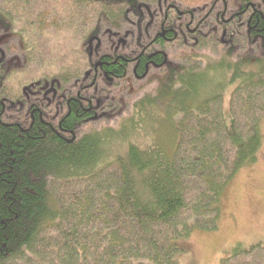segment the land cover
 Segmentation results:
<instances>
[{
    "label": "trees",
    "instance_id": "trees-1",
    "mask_svg": "<svg viewBox=\"0 0 264 264\" xmlns=\"http://www.w3.org/2000/svg\"><path fill=\"white\" fill-rule=\"evenodd\" d=\"M232 4L227 20L221 0L195 8L205 18L190 36L187 26H172L173 7L194 10L177 0H0L1 35L16 38L24 54L18 75L0 63V264H174L194 231L219 229L224 193L264 144V0ZM132 17L151 41L128 54L141 58L140 74L168 60L170 46L184 47L183 34L194 51L164 65L156 96L134 104L136 118L84 131L90 114L78 103L61 124L3 120L10 91L24 102L25 89L89 84L99 58L119 55L115 41ZM104 39L111 52L100 50ZM225 75L238 83L231 131L213 88ZM155 108L171 123V151L135 140ZM221 264H264V242L236 248Z\"/></svg>",
    "mask_w": 264,
    "mask_h": 264
},
{
    "label": "rangeland",
    "instance_id": "rangeland-1",
    "mask_svg": "<svg viewBox=\"0 0 264 264\" xmlns=\"http://www.w3.org/2000/svg\"><path fill=\"white\" fill-rule=\"evenodd\" d=\"M177 1L182 7H189L194 10H189L185 13L175 7L173 12H175L176 17L178 16V20H175L172 26L180 28L181 25H185L187 26L189 35L192 36V31H196L201 27L206 12L205 9L199 12L195 8H202L204 2H209L211 0ZM216 4L217 3L214 4V7ZM221 4L224 6V11L226 10L224 13H228L227 17L224 16L226 20L230 18L234 11H237L232 4V0H221ZM164 17L167 20L168 14ZM176 17L174 18L176 19ZM135 23L136 19L132 17L131 24L126 25L127 27L120 33L121 38L119 40H123L126 43L124 46L122 44L120 47L121 55L127 56L128 54L137 53L138 41L141 39L143 42L145 40L146 42H151L149 41L150 37L148 38L145 35L144 38L138 33L139 31L137 32ZM182 39L184 47H178V45L176 46L174 44L170 46L169 50L165 53L168 57L167 61L172 65L178 63L177 59L180 58V55L189 56L194 52L192 48H189L191 42L188 35L183 34ZM104 40V44H102L100 50L102 53L111 52V44L106 39ZM204 53H209V51L205 50ZM127 57L133 58L129 55ZM1 62L4 64L7 71L18 75V73H21L24 54L20 42L16 38L1 35L0 32V63ZM163 70L164 67L160 69L150 68L146 78L138 82H136L132 76L127 77L125 79V86H122L126 87L125 91L92 90L87 92L86 95L88 97L90 96L92 107L97 109L95 112L97 118L90 122H85L83 124V130L87 131L92 128L103 129L108 127L117 128L130 119L136 118L134 104L144 98L156 96ZM17 75H12V78L10 77L8 80L10 86H13L14 78L17 77ZM229 81L230 76L225 75L222 80L220 78L218 82L215 80L213 88L215 91L222 92L224 121L227 129L231 131L233 129V118L231 114L232 94L238 83L231 84ZM72 87V91L65 92L76 93L75 87L73 85ZM76 88L77 90L79 89L78 87ZM100 88H104L103 82H101ZM25 91H30V89H25ZM10 92L15 95V97L9 102L16 101L19 98L16 97L20 94H14L17 91ZM22 97H24V95ZM98 103L99 106L97 105ZM7 106L10 108L14 107L11 106V103H7ZM19 115V111L16 109L10 110L7 114L13 121L22 120L26 122L25 118L30 117V113H26L25 115L23 113L21 117ZM54 115L55 113L49 114V116H46V120L53 121L57 124L58 121L55 119ZM137 120L140 121L139 116ZM147 120L150 121H146L147 123L143 124L145 131H139L138 135L135 136V140L144 143L157 141L158 143L164 144L168 151H171L169 145L173 133L172 131L170 132L168 127L171 123H169V121L165 122L166 118L164 117L162 109L155 108L153 113L147 116ZM139 124L141 123L139 122L137 125ZM262 127L264 132V123ZM220 212L221 220L219 229L215 232L194 231L188 240L182 241L181 246L183 252L179 253L174 258V264H221L222 260L229 257L236 248L249 250L264 242V144L258 155L257 162L246 169L244 168L229 185L223 195Z\"/></svg>",
    "mask_w": 264,
    "mask_h": 264
},
{
    "label": "flooded vegetation",
    "instance_id": "flooded-vegetation-1",
    "mask_svg": "<svg viewBox=\"0 0 264 264\" xmlns=\"http://www.w3.org/2000/svg\"><path fill=\"white\" fill-rule=\"evenodd\" d=\"M175 10V7H174ZM172 10V11H174ZM167 13V12H166ZM165 13V14H166ZM164 25L162 26V28ZM195 31H192V34L194 35ZM161 37H165V29H162V32L159 34ZM226 37V32L223 34V38ZM223 42L225 40L223 39ZM122 44H120V40L115 41L114 46V52L119 55L115 56H105L99 58L98 62L94 66V72L87 76L89 78L90 84H87L83 88H80L77 90V83L74 85L76 93H71V95H68L67 92L62 91H25L24 94L25 101L21 102H9L11 103V106L13 108L8 107L6 104V99H4L3 104V120L8 124H18L19 122H22V120L13 121L11 120L7 114L10 112V110H18L19 116L21 117L22 114L24 115L26 113H30L31 122L34 123L36 120V116H38L39 120L46 121V116H49V114L55 113V119L58 121L57 124H61V122L65 119V113L64 110L68 112L70 115L73 106L75 104L80 103L81 109L88 112L87 114H90L89 119L86 120V122H90L94 119H96V111L97 109L93 108L92 101L90 100V96L88 97L86 94L89 91H125V79L127 77L132 76L133 79L138 82L142 81L146 78L143 77V75L146 74V72H149L150 68H162L164 65L168 63L167 58L164 59V62L162 64H157L155 62L148 63L145 65V73L142 75L139 72L141 69V58L140 57H126L124 55H121L120 53V47ZM124 46V45H123ZM122 49V48H121ZM112 66L118 67L120 70H122L121 75H117L116 72L108 70ZM126 71V72H125ZM147 75V74H146ZM105 79V80H104ZM101 82H103L104 88H100ZM23 96V95H22ZM99 106V103L97 104ZM17 112V111H16ZM26 121H28L27 118H25Z\"/></svg>",
    "mask_w": 264,
    "mask_h": 264
},
{
    "label": "water",
    "instance_id": "water-1",
    "mask_svg": "<svg viewBox=\"0 0 264 264\" xmlns=\"http://www.w3.org/2000/svg\"><path fill=\"white\" fill-rule=\"evenodd\" d=\"M173 9H174V7H173ZM180 14H181V13H180ZM120 44H123V45H125L126 43H125V41H123V40H120ZM146 74H147V72H146ZM146 74H145V75H143V77H145V76H146ZM87 75H89V73H88Z\"/></svg>",
    "mask_w": 264,
    "mask_h": 264
},
{
    "label": "bare ground",
    "instance_id": "bare-ground-1",
    "mask_svg": "<svg viewBox=\"0 0 264 264\" xmlns=\"http://www.w3.org/2000/svg\"><path fill=\"white\" fill-rule=\"evenodd\" d=\"M89 75H90V74H89ZM89 75H88V76H89Z\"/></svg>",
    "mask_w": 264,
    "mask_h": 264
}]
</instances>
